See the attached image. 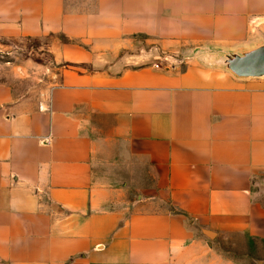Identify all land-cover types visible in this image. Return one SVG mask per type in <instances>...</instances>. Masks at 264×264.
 <instances>
[{
    "label": "crops",
    "instance_id": "0c3cea01",
    "mask_svg": "<svg viewBox=\"0 0 264 264\" xmlns=\"http://www.w3.org/2000/svg\"><path fill=\"white\" fill-rule=\"evenodd\" d=\"M60 35L41 101L0 81V264H236L264 242V0H0Z\"/></svg>",
    "mask_w": 264,
    "mask_h": 264
},
{
    "label": "rangeland",
    "instance_id": "374dc122",
    "mask_svg": "<svg viewBox=\"0 0 264 264\" xmlns=\"http://www.w3.org/2000/svg\"><path fill=\"white\" fill-rule=\"evenodd\" d=\"M63 41L60 35L0 40V81H7L17 97L41 101L57 81L51 47ZM216 248L236 264H264V242L260 240L221 239Z\"/></svg>",
    "mask_w": 264,
    "mask_h": 264
},
{
    "label": "water",
    "instance_id": "95a60500",
    "mask_svg": "<svg viewBox=\"0 0 264 264\" xmlns=\"http://www.w3.org/2000/svg\"><path fill=\"white\" fill-rule=\"evenodd\" d=\"M223 65L238 77H253L264 75V44L236 54H226Z\"/></svg>",
    "mask_w": 264,
    "mask_h": 264
}]
</instances>
